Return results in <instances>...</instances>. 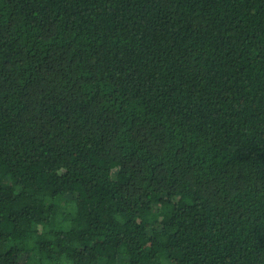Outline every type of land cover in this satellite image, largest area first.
<instances>
[{"label": "trees", "instance_id": "trees-1", "mask_svg": "<svg viewBox=\"0 0 264 264\" xmlns=\"http://www.w3.org/2000/svg\"><path fill=\"white\" fill-rule=\"evenodd\" d=\"M0 264H264V0H0Z\"/></svg>", "mask_w": 264, "mask_h": 264}]
</instances>
